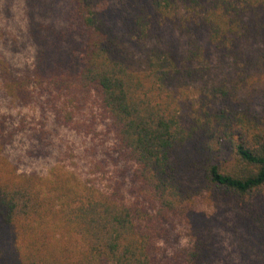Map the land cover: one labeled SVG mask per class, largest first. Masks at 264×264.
<instances>
[{"label":"trees","instance_id":"obj_1","mask_svg":"<svg viewBox=\"0 0 264 264\" xmlns=\"http://www.w3.org/2000/svg\"><path fill=\"white\" fill-rule=\"evenodd\" d=\"M63 5L10 46L31 63L0 51V264H210L206 198L242 209L264 264V0Z\"/></svg>","mask_w":264,"mask_h":264},{"label":"rangeland","instance_id":"obj_2","mask_svg":"<svg viewBox=\"0 0 264 264\" xmlns=\"http://www.w3.org/2000/svg\"><path fill=\"white\" fill-rule=\"evenodd\" d=\"M63 1L18 0L10 4L8 14H5L3 13L4 0H0V51L6 55L5 57L9 59V62L16 66H22L26 62L31 63L33 61L31 51L19 46L13 49L9 48L14 42H21L24 39L23 29L26 23L58 24L64 14ZM9 19L11 20L9 21ZM175 35L168 31L166 37L171 42H175L177 39ZM0 106H2L1 103ZM55 136L54 154L59 151L63 153L61 160L64 159L65 167L74 170L75 167L87 163L83 156L86 155V150L89 148L88 141L63 130ZM24 143L19 138L16 146L22 147ZM72 155L78 156L76 162L72 161L73 164L69 160ZM57 159L58 157L56 159L49 157L40 166L34 165L33 167L32 164L28 169L45 170L50 164L49 162L54 163ZM243 215L244 212L241 208L221 199L206 198L197 204L189 221L191 219L196 220L204 233L213 237L214 251L210 264H251L254 262L257 253L252 248V233L243 228ZM188 225L189 222L186 221L180 225L178 242L181 245L187 243L186 229Z\"/></svg>","mask_w":264,"mask_h":264}]
</instances>
